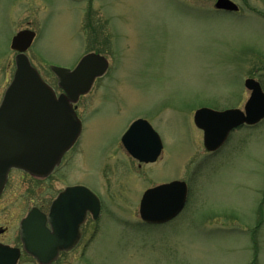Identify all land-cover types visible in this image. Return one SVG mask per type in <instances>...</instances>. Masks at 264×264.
Returning a JSON list of instances; mask_svg holds the SVG:
<instances>
[{
    "label": "rangeland",
    "instance_id": "1",
    "mask_svg": "<svg viewBox=\"0 0 264 264\" xmlns=\"http://www.w3.org/2000/svg\"><path fill=\"white\" fill-rule=\"evenodd\" d=\"M233 1L234 15L216 12L217 0H0V102L20 31L36 32L28 56L58 93L51 67L73 69L90 53L110 63L78 103L84 133L69 158L72 181L116 201L102 264H264V122L235 131L210 155L194 120L203 107L243 110L248 79L264 90V0ZM140 118L164 144L161 159L142 168L121 145ZM22 177L13 175L9 192H24ZM172 180L190 189L184 212L143 225L144 193Z\"/></svg>",
    "mask_w": 264,
    "mask_h": 264
},
{
    "label": "water",
    "instance_id": "2",
    "mask_svg": "<svg viewBox=\"0 0 264 264\" xmlns=\"http://www.w3.org/2000/svg\"><path fill=\"white\" fill-rule=\"evenodd\" d=\"M216 9L239 11L231 0H218ZM35 37L34 32L24 31L12 43V49L20 54L16 58L14 80L0 105V194L13 169L43 178L53 173L82 132L74 104L91 91L95 81L109 68L108 61L96 54L84 57L73 71L53 67L58 85L64 91L57 98L25 54ZM246 88L251 91V97L244 111L218 112L204 108L196 112L195 124L204 131V145L209 152L222 148L233 130L264 120V91L260 83L249 79ZM123 143L134 158L145 163L156 162L163 150L160 136L145 120L131 126ZM83 191L91 193L85 188H73L63 193L61 200L68 194ZM187 194V185L183 182L147 191L141 201L142 220L148 224H164L175 219L185 207ZM29 221L30 218L24 225ZM58 250L55 248V254Z\"/></svg>",
    "mask_w": 264,
    "mask_h": 264
},
{
    "label": "flooded vegetation",
    "instance_id": "3",
    "mask_svg": "<svg viewBox=\"0 0 264 264\" xmlns=\"http://www.w3.org/2000/svg\"><path fill=\"white\" fill-rule=\"evenodd\" d=\"M76 146L48 178L32 177L20 170L8 175L0 194V264H102L101 250H107L114 238L111 226L118 218L116 201L102 194L98 185L70 179L69 158ZM148 165L138 162L139 168ZM62 170V178H57ZM18 173L23 175L19 181L24 192H9L13 175ZM55 180H62L65 187L54 188ZM71 188L91 193L68 194L61 200V194ZM29 218V224L24 225ZM55 248L60 249L56 254Z\"/></svg>",
    "mask_w": 264,
    "mask_h": 264
}]
</instances>
